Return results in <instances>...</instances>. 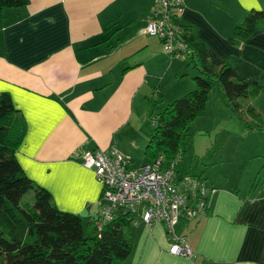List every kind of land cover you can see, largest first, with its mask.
Returning <instances> with one entry per match:
<instances>
[{
    "label": "crops",
    "instance_id": "obj_1",
    "mask_svg": "<svg viewBox=\"0 0 264 264\" xmlns=\"http://www.w3.org/2000/svg\"><path fill=\"white\" fill-rule=\"evenodd\" d=\"M154 8L155 0H29L0 9V93L11 95L27 123L17 159L61 211L89 217L97 232L102 185L83 165L85 153L116 147L134 163L139 151L126 143L132 137L147 146L141 131L151 95L196 88L187 61L168 59L161 40L142 33ZM252 9L264 10V0H184L179 23L208 46L214 65L229 60L236 79L264 85V23L249 39L230 42ZM218 98V110L210 112L209 100L203 116L211 115L202 117L232 120L220 91ZM252 104L264 118V90ZM222 124L220 133L229 128ZM240 124L241 146L215 151L210 165L250 164L252 181L264 171V135ZM204 177L216 189L207 215L175 227L193 257L172 255L164 224L149 227L139 214L128 230L134 249L125 264H264V183L229 186Z\"/></svg>",
    "mask_w": 264,
    "mask_h": 264
},
{
    "label": "trees",
    "instance_id": "obj_2",
    "mask_svg": "<svg viewBox=\"0 0 264 264\" xmlns=\"http://www.w3.org/2000/svg\"><path fill=\"white\" fill-rule=\"evenodd\" d=\"M28 3L29 0H0V9ZM262 23L264 10L248 11L230 42L249 39ZM179 24L187 66L197 71L192 78L196 88L162 112H151L155 129L145 150L152 163L162 156V168L174 165L176 174L187 153L184 144L196 134L192 126L205 114L210 93L216 88H221L226 107L239 116L246 128L264 135V118L252 104L264 90L261 79H236L229 60L214 65L208 46L191 27ZM26 132L27 123L11 95L0 93V264H125L134 249L128 234L131 215L119 211L95 236H88L90 218L61 211L52 194L30 179L21 167L17 152ZM204 172L192 178L212 188ZM182 179L176 177L177 181ZM30 194L33 204L24 201ZM208 211L209 208L206 215Z\"/></svg>",
    "mask_w": 264,
    "mask_h": 264
},
{
    "label": "built area",
    "instance_id": "obj_3",
    "mask_svg": "<svg viewBox=\"0 0 264 264\" xmlns=\"http://www.w3.org/2000/svg\"><path fill=\"white\" fill-rule=\"evenodd\" d=\"M183 10L184 0H155V8L142 30L146 36L160 39L164 50L179 59L186 53V46L180 40L179 18ZM162 161L160 156L150 165L134 166L116 147L86 152L83 165L94 171L102 185L97 225L102 229L119 211L130 214L132 221L141 214L149 227L164 224L172 255L191 258L189 244L176 235L175 227L181 219L204 217L216 189L196 178L177 181L174 165L163 169Z\"/></svg>",
    "mask_w": 264,
    "mask_h": 264
},
{
    "label": "rangeland",
    "instance_id": "obj_4",
    "mask_svg": "<svg viewBox=\"0 0 264 264\" xmlns=\"http://www.w3.org/2000/svg\"><path fill=\"white\" fill-rule=\"evenodd\" d=\"M163 51L165 52L164 46ZM165 55L168 57V59H170L171 55L169 53L165 52ZM182 61H187V59L185 57H182ZM188 72L189 74H191V76H195L197 74V71H194L193 68H188ZM193 85L195 86V84ZM219 91L223 93L221 88H216L210 93L211 113L216 112L218 110L216 104L218 103L217 101L219 99ZM173 93L174 92H171V88L168 87L166 88V90L163 91V96H161L159 99L153 98L154 96L151 95V101L149 104H147L149 105V117L146 123L144 124L143 131H141V134H143V138L147 136V138L149 139L155 129L151 120V112L154 111L156 114L160 113L165 109L168 104L185 95H179L178 97H176L177 95H173V97H170ZM156 94L158 96V93ZM228 114L233 115V118H231L232 120L228 119L227 114L223 115L222 119H220L218 116H216V119L214 120H210L209 118H203L211 115L209 114L207 116L201 117L196 123H194V125L192 126V131H195L196 134L193 138H188V140L184 144L187 149V153L183 161L179 163L178 173L176 174L177 178H192L193 176L201 174L203 171H205V169H207V166L205 165L211 164L212 155L215 153V151L221 152L222 148L224 147L229 152H234L238 146H241L243 140L235 135H238V122L241 123L240 125H244V122L239 118V116L233 114L230 109H228ZM223 122L226 123L225 126H229V128L227 129L229 131L225 130L223 133H220V125H223ZM131 142L136 143V148L133 147L132 149V147L130 146V144H132ZM126 144L129 149L132 150V152L139 151V155L134 158V166H138L141 164H151L150 159L145 156L146 145L142 147L141 144L143 143L135 140L132 137L127 140ZM245 144H248V142H246ZM249 165L250 164H243L240 162L228 166L226 168H216L215 166L213 167L212 165H210V168L205 171L204 175L211 178L217 177L220 183L228 184L229 186L232 183L235 185H238L240 183L241 186L246 187L248 183L253 184L256 180L258 181V183L262 181V186L264 183V171L261 173L260 176L258 175L256 179L253 178L252 181H250L248 175L249 172L247 170H250L253 166ZM252 165H254V163ZM227 171H230L228 182L224 180ZM242 173L245 176L240 178ZM242 192L244 193V190ZM24 201L33 204V195L30 194L28 196H25ZM96 233V229L89 230L87 232L88 236H95Z\"/></svg>",
    "mask_w": 264,
    "mask_h": 264
},
{
    "label": "bare ground",
    "instance_id": "obj_5",
    "mask_svg": "<svg viewBox=\"0 0 264 264\" xmlns=\"http://www.w3.org/2000/svg\"><path fill=\"white\" fill-rule=\"evenodd\" d=\"M206 216V215H205Z\"/></svg>",
    "mask_w": 264,
    "mask_h": 264
}]
</instances>
